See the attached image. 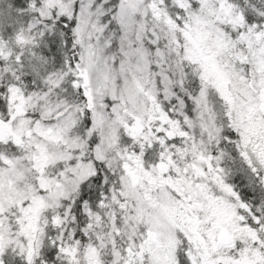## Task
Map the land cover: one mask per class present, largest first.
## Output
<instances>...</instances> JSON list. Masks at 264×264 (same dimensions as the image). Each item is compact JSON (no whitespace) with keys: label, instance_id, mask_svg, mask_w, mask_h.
I'll return each mask as SVG.
<instances>
[{"label":"snow or ice","instance_id":"obj_1","mask_svg":"<svg viewBox=\"0 0 264 264\" xmlns=\"http://www.w3.org/2000/svg\"><path fill=\"white\" fill-rule=\"evenodd\" d=\"M0 264H264V0H0Z\"/></svg>","mask_w":264,"mask_h":264}]
</instances>
